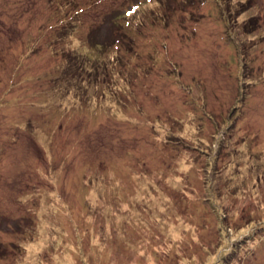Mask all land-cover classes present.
Here are the masks:
<instances>
[{
	"label": "rangeland",
	"instance_id": "1",
	"mask_svg": "<svg viewBox=\"0 0 264 264\" xmlns=\"http://www.w3.org/2000/svg\"><path fill=\"white\" fill-rule=\"evenodd\" d=\"M0 264H264V0H0Z\"/></svg>",
	"mask_w": 264,
	"mask_h": 264
},
{
	"label": "trees",
	"instance_id": "2",
	"mask_svg": "<svg viewBox=\"0 0 264 264\" xmlns=\"http://www.w3.org/2000/svg\"><path fill=\"white\" fill-rule=\"evenodd\" d=\"M134 3L131 4V8H129V9L128 8H124V15L125 16L128 17V15H130V13H132L133 9H135V11H136L137 6ZM135 11H133V12H135ZM237 14L240 15L241 13L238 12ZM250 23H252V19L249 22H245L244 23V27L248 28V24H250ZM110 24H111L112 28H113V26H114V28L116 27V22H114L112 18H110ZM101 43H102V45H104L103 41ZM100 45H101L100 43H98V45H95V42H94V47H97V46H100Z\"/></svg>",
	"mask_w": 264,
	"mask_h": 264
},
{
	"label": "snow or ice",
	"instance_id": "3",
	"mask_svg": "<svg viewBox=\"0 0 264 264\" xmlns=\"http://www.w3.org/2000/svg\"><path fill=\"white\" fill-rule=\"evenodd\" d=\"M133 11H135V9H133Z\"/></svg>",
	"mask_w": 264,
	"mask_h": 264
}]
</instances>
